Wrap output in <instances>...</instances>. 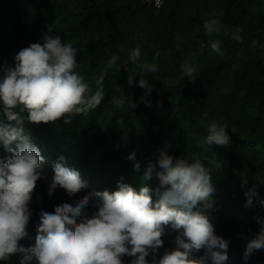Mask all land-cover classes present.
Here are the masks:
<instances>
[{
    "label": "trees",
    "instance_id": "trees-1",
    "mask_svg": "<svg viewBox=\"0 0 264 264\" xmlns=\"http://www.w3.org/2000/svg\"><path fill=\"white\" fill-rule=\"evenodd\" d=\"M214 17L220 18L224 31L210 37L203 25ZM236 27L242 29L240 41L230 36ZM44 34L73 44L78 64L74 71L93 90L95 78L106 73L105 97L87 115L74 116L71 124H64L63 117L48 123L25 121L45 161L29 205L32 214L26 231L31 238L20 243L34 244L41 210L53 212L54 206L88 191L112 192L118 181L139 191L147 164L160 170L156 161L163 149L174 158L199 159L209 169L214 191L207 212L215 234L229 242L225 264H264V250L243 258L246 240L259 231L258 218H264V207L256 198L246 206L245 195L255 187L264 197L260 182L264 180V48L259 46L264 44V0H166L160 8L145 0H0V71L14 67L15 54L40 42ZM210 39L222 40L223 57L212 52ZM136 47L144 61L152 63L155 58L158 72H144L129 61ZM113 55L118 59L109 67ZM186 60L198 65L194 80L180 70ZM129 75L135 76L131 85ZM139 78L149 81L150 94L139 86ZM117 97H130L136 107H114L112 100ZM212 121L227 125L231 141L227 147L201 144ZM0 123L13 122L0 114ZM132 152L140 173L127 159ZM10 155L0 146V158ZM60 156L88 182V188L75 196L59 187L52 196L47 193ZM145 183L155 202L159 185L155 173ZM95 211V206L86 208L89 216ZM177 235L165 226L157 258L164 248L175 247ZM193 255L198 259L205 250ZM130 259L125 255L124 264ZM18 260L11 256L7 264Z\"/></svg>",
    "mask_w": 264,
    "mask_h": 264
},
{
    "label": "clouds",
    "instance_id": "clouds-1",
    "mask_svg": "<svg viewBox=\"0 0 264 264\" xmlns=\"http://www.w3.org/2000/svg\"><path fill=\"white\" fill-rule=\"evenodd\" d=\"M162 5L163 0H155L157 8ZM203 27L210 37L224 31L219 17L206 21ZM241 32L240 27L234 28L231 39L240 41ZM222 43L220 39L208 41L212 52L220 57L224 56ZM257 45L253 40L252 46ZM259 46L264 48V44ZM76 52L73 44L62 42L60 36L44 34L40 42L15 54L14 67L4 66L0 71V114L13 122L0 123V146L11 154L0 158V262L7 264L11 256H18V264H124L127 255L131 257L129 264H207L209 260L211 264H225L229 242L215 234L207 212L212 208L210 193L214 191L209 169L199 159L174 158L163 149L156 161L160 170L149 162L139 191L118 181L112 192L88 191L74 201L54 206L53 212L41 210L34 244L25 247L20 243L31 238L26 231L32 214L29 205L45 161L26 131L25 121L48 123L63 117L64 124H71L74 116L87 115L105 97L106 73L95 78L93 90L85 77L74 71L78 66ZM117 59L111 56L108 66L116 64ZM128 59L144 72H158L155 58L152 63L144 61L139 47L130 51ZM180 70L184 77L194 80L198 65L186 60ZM134 77L128 76L129 85ZM138 84L150 94L152 86L147 79L139 78ZM145 103L150 106V102ZM112 104L119 109L136 107L130 97L114 98ZM226 128V124L210 122L201 144L227 147L231 141ZM127 159L134 161V170L140 173L135 152ZM213 163L220 167L219 162ZM154 173L159 181L155 202L151 199L153 190L145 183ZM58 187L69 196L88 188V182L76 168L67 165L63 156L53 165L48 195L52 196ZM245 195L246 206L256 198L264 207V197L255 187ZM89 206L96 208L90 216L86 214ZM258 223L259 231L246 240L245 260L255 251L264 250V218H258ZM165 226L178 235L175 247L164 248L157 258ZM201 249L205 255L195 258L193 254ZM149 255L150 260L146 259Z\"/></svg>",
    "mask_w": 264,
    "mask_h": 264
},
{
    "label": "built area",
    "instance_id": "built-area-1",
    "mask_svg": "<svg viewBox=\"0 0 264 264\" xmlns=\"http://www.w3.org/2000/svg\"><path fill=\"white\" fill-rule=\"evenodd\" d=\"M147 3L151 4L153 7L157 8L155 6V0H145ZM166 0H163V4L165 3ZM160 8V7H159Z\"/></svg>",
    "mask_w": 264,
    "mask_h": 264
}]
</instances>
